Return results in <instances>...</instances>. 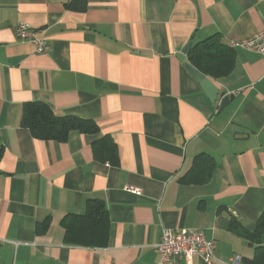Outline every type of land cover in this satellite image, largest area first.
<instances>
[{
  "label": "crops",
  "instance_id": "obj_1",
  "mask_svg": "<svg viewBox=\"0 0 264 264\" xmlns=\"http://www.w3.org/2000/svg\"><path fill=\"white\" fill-rule=\"evenodd\" d=\"M69 2L0 0V264H156L161 231L182 228L215 240L214 264H248L264 233L247 241L232 221L253 231L264 211V64L232 42L264 28V0ZM214 34L233 66L205 75L211 103L177 53ZM25 102L98 130L36 138Z\"/></svg>",
  "mask_w": 264,
  "mask_h": 264
},
{
  "label": "trees",
  "instance_id": "obj_2",
  "mask_svg": "<svg viewBox=\"0 0 264 264\" xmlns=\"http://www.w3.org/2000/svg\"><path fill=\"white\" fill-rule=\"evenodd\" d=\"M86 2L87 0H70L69 3L70 7L83 11L86 8ZM228 48L214 34L206 40L195 43L188 54V60L201 73L215 79L226 74L233 66ZM20 124L30 129L34 137L40 139L60 140L65 138L66 133L72 129L81 133H92L98 130L94 121L75 117H58L41 102H25L22 105ZM89 202L87 214L95 215L98 206L93 200ZM76 217L75 214H69L62 219L61 224L66 237L70 234L71 219ZM232 225L234 228L240 229L244 239L254 242L264 233V211L253 231L242 227L235 219L232 221ZM256 251L257 253L253 258H243L244 261L248 264H264V246H258Z\"/></svg>",
  "mask_w": 264,
  "mask_h": 264
},
{
  "label": "built area",
  "instance_id": "obj_3",
  "mask_svg": "<svg viewBox=\"0 0 264 264\" xmlns=\"http://www.w3.org/2000/svg\"><path fill=\"white\" fill-rule=\"evenodd\" d=\"M16 36L22 42L31 43L37 53H47L50 50L47 38L27 23L17 24ZM232 44L258 53L264 64V28L253 36ZM155 248L158 253L156 264H194L195 258L205 264H214L217 260L216 242L207 238L202 229H163ZM231 261L236 263L239 257L235 256Z\"/></svg>",
  "mask_w": 264,
  "mask_h": 264
},
{
  "label": "water",
  "instance_id": "obj_4",
  "mask_svg": "<svg viewBox=\"0 0 264 264\" xmlns=\"http://www.w3.org/2000/svg\"><path fill=\"white\" fill-rule=\"evenodd\" d=\"M191 46H192V40H190L182 49H180V51L177 53V57L180 60H183L184 55L190 51ZM184 64H185L186 68L195 77V79L200 83V86L202 87V89L206 93L210 102L215 103L217 96H218V92H219L216 85L208 77H206L204 74L199 72L197 69H195V67H193L188 62H185ZM230 98H231V96H224L220 100L219 109H222L227 104V102L229 101Z\"/></svg>",
  "mask_w": 264,
  "mask_h": 264
}]
</instances>
